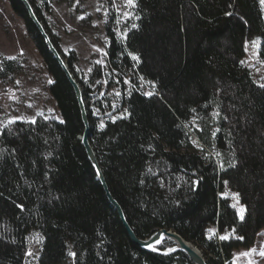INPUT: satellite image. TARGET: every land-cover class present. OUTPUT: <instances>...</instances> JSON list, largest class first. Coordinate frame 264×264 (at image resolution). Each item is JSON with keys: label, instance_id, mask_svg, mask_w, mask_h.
I'll use <instances>...</instances> for the list:
<instances>
[{"label": "trees", "instance_id": "obj_1", "mask_svg": "<svg viewBox=\"0 0 264 264\" xmlns=\"http://www.w3.org/2000/svg\"><path fill=\"white\" fill-rule=\"evenodd\" d=\"M29 1L84 89L92 145L136 235L172 230L209 264H235L234 252L254 246L264 229V88L244 62L245 43L264 37L259 0H137L122 36L107 21L106 65L94 63L87 75L77 53L60 48L46 17L50 0ZM9 2L52 78L58 115L0 132V264H25L34 229L43 235L39 264L61 263L70 248L74 264H193L183 252L164 256L130 239L79 139L84 124L72 85L22 1ZM22 71L17 60H0V80ZM225 191L240 194L243 221ZM225 234L231 238L220 240Z\"/></svg>", "mask_w": 264, "mask_h": 264}, {"label": "rangeland", "instance_id": "obj_2", "mask_svg": "<svg viewBox=\"0 0 264 264\" xmlns=\"http://www.w3.org/2000/svg\"><path fill=\"white\" fill-rule=\"evenodd\" d=\"M53 13L47 14L51 28L57 35L63 53L75 51L79 57L78 70L87 75L97 60L106 65L108 38L105 25L110 18L114 19V29L122 36L121 24L136 18L135 8H127L124 0H50ZM99 9V10H97ZM124 12H129L131 18H125ZM83 17V19H81ZM119 21V22H117ZM259 40L253 47L251 41ZM263 36H257L245 43L244 62L251 69L255 82L264 84V56L261 49ZM99 48L102 51L97 52ZM247 48V50H246ZM15 59L23 65V71L6 80H0V125L13 117H23L25 120L37 118L38 113L58 115L55 101L51 97L48 86L52 81L44 66L35 43L27 33L24 20L12 9L9 0H0V60ZM31 105V107H29ZM3 127H0V132ZM233 191L227 192L231 196V204L238 213L239 207L245 205L233 198ZM245 214V213H244ZM239 216V215H238ZM37 234L43 238L39 230H31L27 235L28 250L38 252V258L26 256L25 264H39L42 243H37ZM264 246V229L260 231L254 246L239 249L234 252L235 264H248L249 259L256 264H264V259L253 254L244 257L240 254L250 249ZM73 251L71 248L69 250ZM59 264H74V258L69 255Z\"/></svg>", "mask_w": 264, "mask_h": 264}, {"label": "water", "instance_id": "obj_3", "mask_svg": "<svg viewBox=\"0 0 264 264\" xmlns=\"http://www.w3.org/2000/svg\"><path fill=\"white\" fill-rule=\"evenodd\" d=\"M24 6L27 9L28 15L33 21V23L36 25L38 30L40 31L41 35L44 38V41L46 43V46L48 47L49 51L53 54L55 59L58 61L59 65L62 67L63 71L65 72V75L72 85L82 116L83 124H84V131L81 136H79V139L81 140L88 159L92 163L94 170L96 172H99V175H97L98 180L102 184L107 198L111 205L117 210L127 232L130 237V239L139 247L146 251H150L153 253H157L164 256L173 255L178 252L185 253L189 259L192 261L193 264H209L206 256L204 255L203 251L193 242L187 241L182 237L180 234H178L175 231L168 230V229H159L155 231L150 237L141 239L139 238L130 224L128 223L126 216L124 214L122 206L119 204V202L113 197L111 194L106 178L104 176L103 170L100 166L98 156L96 153V150L91 142V136H92V124L89 117V111L87 107V103L84 98V89L82 88L81 84L77 81V79L74 77V74L72 73L71 69L69 68V65L67 61L62 57V55L59 53L58 49L53 44L49 34L47 33L44 24L39 20L38 16L35 13V10L30 3L29 0H21ZM83 138V139H81ZM153 249H156L155 251Z\"/></svg>", "mask_w": 264, "mask_h": 264}, {"label": "snow or ice", "instance_id": "obj_4", "mask_svg": "<svg viewBox=\"0 0 264 264\" xmlns=\"http://www.w3.org/2000/svg\"><path fill=\"white\" fill-rule=\"evenodd\" d=\"M78 2H79V0H78ZM259 2H260V5H261L262 7H264V0H259ZM124 5H125V7H127V8H135V7L138 6V5H137V0H124ZM97 10H99V9H97ZM226 15H232V13H226ZM123 16H124L125 18H131V14H130L129 12H124V13H123ZM81 19H83V17H81ZM117 22H119V21H117ZM136 27H137V25L132 24V28H136ZM251 44L253 45V47H256V46H258V44H259V40L251 41ZM246 50H247V48H246ZM96 51H97V52H101L102 50L99 49V48H97ZM104 55H107V53H104ZM133 59H134V60H138L139 58L136 57V56H133ZM96 63H97V64H102V61H101V60H97ZM241 63H244V62L241 61ZM89 71H91V69H89ZM141 79H143V78H141ZM97 82H99V81H97ZM128 82H129V81H125V83H128ZM49 83H51V81H49ZM260 87H261V88H264V84H261ZM144 94H145L146 96H149V97H151V96L154 95L153 92H145ZM116 95L119 96L120 93L117 92ZM29 107H31V105H29ZM112 107L114 108L115 105H112ZM124 111L127 113V109H125ZM193 111H195V110L193 109ZM94 114H99V109H95V110H94ZM38 115H41V116H42L43 113H42V112H41V113H38ZM109 115L111 116L110 113H109ZM129 115H130V113H129ZM213 116H214V117H219V116H221V113H220V112H213ZM120 118H121V119H125V118H127V117H126V116H122V117H120ZM223 118H224V119H227L226 116H224ZM17 120H24V122H26V123H30V124H33V125H35V124L37 123V121H36L35 118H32L31 120H25L23 117H13V118L7 120L6 123L0 125V127L7 128L8 125L15 124V123L17 122ZM115 120H116V118H115V117H112V121H113V123H115ZM59 122H60L61 124L64 123L63 120H60ZM105 127H106V125L101 121L100 124H99V128H100V129H104ZM220 131H221V129H220V128H217V129L212 133L213 137H215V136H216V133H217V132H220ZM81 139H83V138H81ZM193 144H194L195 146L199 147V145L197 144L196 141H193ZM149 148L152 149V150L154 151V149L152 148V145H151V144L149 145ZM13 151H15V150L13 149ZM49 155H50V153H49ZM216 155H217V156H220V152H217ZM220 167L223 169V168H224V164L221 163V164H220ZM229 167L235 168V167H236V163H234V162H230V163H229ZM147 171H148L149 173H151L152 175H155V173L152 171V168H151V167H149V168L147 169ZM97 175H99V172H97ZM140 183H144V181L141 180ZM193 183H198V181H194ZM225 184H227V181H225ZM0 195H2V193H0ZM239 195H240L239 193H233V198L237 201V204L239 203ZM56 198L58 199L59 197H56ZM16 207L19 208L21 211L24 210L23 205H21V204H17ZM233 207H236V205L234 204ZM245 211H246V209L241 205V206L239 207V210H238V215H239V218H240L241 221H243L244 218H245V216H244ZM210 232L212 233V235H215L214 230H210ZM233 234H234V230H233ZM209 238L211 239V235L209 236ZM230 238H231V237H230L229 235H227V234H225V235H220V236H219V239L222 240V241H227V240H229ZM238 239H241V240H242V239H244V237L241 236V237H238ZM13 242H15V241H13ZM36 242H37V243H42V242H43V238H42V237H39V234H37V240H36ZM153 250L155 251L156 249H153ZM253 254H256V255H258L260 258L264 259V246H261L260 249H259V251H257L256 248H253V249H250V250H248V251H245V252L241 253L240 255H241V256H244V257H251ZM25 255L28 256V257H31L32 259H37V258H38V252H34V251H32V250H28V251L25 253ZM69 255L75 259V257H76L77 254H76V252L70 251V252H69ZM29 264H30V262H29ZM248 264H256V262L253 261V260H251V259H249Z\"/></svg>", "mask_w": 264, "mask_h": 264}]
</instances>
